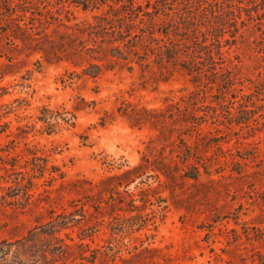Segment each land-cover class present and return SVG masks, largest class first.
Masks as SVG:
<instances>
[{"label":"rangeland","instance_id":"1","mask_svg":"<svg viewBox=\"0 0 264 264\" xmlns=\"http://www.w3.org/2000/svg\"><path fill=\"white\" fill-rule=\"evenodd\" d=\"M78 1L33 0L32 14L22 13L30 0H0V109L9 112L1 141L14 140L22 160L29 149L62 172L34 178L31 201L0 207V239L65 213L78 221L64 231L70 238L92 234L84 255L73 259L81 253L74 248L66 264H264L263 16L221 47L216 62L234 78L225 97L211 76L198 83L178 64L156 63L157 46L181 39L166 20L181 0H127L137 8L123 10L138 16L129 44L140 45L146 63L137 50L127 64L83 75L89 62L112 59V24L100 21L114 8ZM152 5L166 7L154 29L143 21ZM8 12L34 27L17 29ZM42 106L73 112L74 126L49 132L38 121ZM135 167L132 182L116 178Z\"/></svg>","mask_w":264,"mask_h":264},{"label":"trees","instance_id":"2","mask_svg":"<svg viewBox=\"0 0 264 264\" xmlns=\"http://www.w3.org/2000/svg\"><path fill=\"white\" fill-rule=\"evenodd\" d=\"M32 1L30 0L27 3L28 7L22 13H32L33 6L36 5ZM77 3L78 6L85 9L89 7L97 8L100 5H108L114 8V11L105 20L100 21L104 25L112 24L107 33V43L110 45L108 54L112 59L108 64L89 62L83 69V75L95 78L103 69H111V63L127 64L130 61V55L137 50L139 65L143 66L146 63V58L140 57V45L129 44L136 37L137 30H135V27L138 24L136 22L138 16H132L131 18L127 10H123V7H128L129 5L132 9H136V1L129 3L127 0H120V2L117 0H80ZM231 5L235 6L237 12L233 11ZM174 9L175 11L171 15L168 14L170 18H166V20L171 23V30L176 35H180L181 39H172V42H167L166 45L157 46L156 63L161 67L169 63L178 64L188 74L193 75L194 81L198 83L204 78L211 76V79L207 78L209 84H220L223 88L222 93L226 97L231 87L229 83L234 78L233 75L224 77L227 74V70H224V67L216 62V59L222 54L221 47L223 43L237 38V31L242 23L250 24L256 15H260L263 16L260 24L264 25V0H181L180 6ZM163 10H166L165 6L152 5L147 15L154 16L143 20L144 23L154 29L158 22L156 14ZM7 14L12 17L11 22L17 29L30 30L31 27H34H29L25 22L23 24L24 27H22L19 23L14 22L16 18H13V13L8 12ZM139 30L146 38H151L154 35L153 31L145 32L141 29ZM225 35H228V38H224ZM164 36L167 37V34L165 33ZM194 44L196 45L194 46ZM87 49L93 50L94 48ZM95 59L103 60L100 56H96ZM204 62L206 66L202 67ZM212 66L213 72H209L208 69ZM2 90L0 88V97L3 95ZM194 99L193 97L192 100H188L186 104L195 105L193 101H198V99ZM2 110L0 109V121L4 115L9 113L6 105H4ZM75 118L76 116L73 112L68 110L58 112V110L50 109L48 106H42L38 121L42 122L49 132H53L63 126H74ZM196 119L199 120L200 118L196 117ZM30 126L28 124L23 125L20 127L21 132L25 133L27 130L24 129H28ZM8 128L9 122H0V171H3V173L0 172V207L3 208L17 205L15 202H19L22 199H25V202L31 201L29 191L35 185L33 179L42 177L45 171H48L51 176L48 181L54 179L55 173L58 176L62 175V172H59L56 166H48L47 160L41 158L32 150H27L25 154L28 155L27 160H22L21 155L17 152L14 154V140H9L7 143L1 141ZM5 136L8 135L6 134ZM32 160L36 161V163L32 164L30 170H22ZM136 169L137 167L128 169L116 176V178H125V183L128 184L133 181L130 175L134 174ZM198 169V166L193 167L195 174H191L192 178L197 175ZM13 174H16L17 177L11 178ZM7 183L10 184L8 185ZM121 183L118 185H121ZM130 201L134 202L135 199L131 198ZM143 202H146V200L144 199ZM51 214L52 216L49 220L36 224L18 238L0 239V264H60V262H62L61 264H66L65 261L73 256L74 248H79L81 253L78 256H74L73 259L84 255L87 247L84 241L91 237L92 234H81L78 237V241H75L74 238H70V233L64 231L74 226L78 221L74 218L71 219L69 217L71 214ZM80 259L93 263V260H89L88 256H83Z\"/></svg>","mask_w":264,"mask_h":264}]
</instances>
